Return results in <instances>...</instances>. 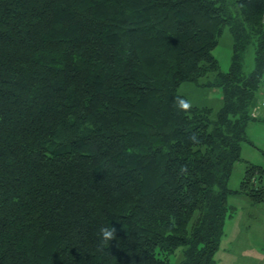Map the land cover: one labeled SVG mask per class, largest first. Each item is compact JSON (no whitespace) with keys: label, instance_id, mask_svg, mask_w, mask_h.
<instances>
[{"label":"trees","instance_id":"trees-1","mask_svg":"<svg viewBox=\"0 0 264 264\" xmlns=\"http://www.w3.org/2000/svg\"><path fill=\"white\" fill-rule=\"evenodd\" d=\"M263 79L264 0H0V264H216Z\"/></svg>","mask_w":264,"mask_h":264},{"label":"rangeland","instance_id":"rangeland-1","mask_svg":"<svg viewBox=\"0 0 264 264\" xmlns=\"http://www.w3.org/2000/svg\"><path fill=\"white\" fill-rule=\"evenodd\" d=\"M232 40L225 28L219 45L214 51L222 71H227L230 65ZM245 69L253 65V51L245 54ZM201 80L199 84L203 83ZM192 105L210 107L217 110L221 106V91L218 88L182 83L178 89ZM261 119L251 121L247 127V138L253 146L243 144L241 162L234 166L228 182L231 191L239 189L245 168V162L264 167V109L256 111ZM228 204L235 210L224 226L223 237L216 253V264H264V201L252 204L247 196L242 194L228 197Z\"/></svg>","mask_w":264,"mask_h":264},{"label":"clouds","instance_id":"clouds-1","mask_svg":"<svg viewBox=\"0 0 264 264\" xmlns=\"http://www.w3.org/2000/svg\"><path fill=\"white\" fill-rule=\"evenodd\" d=\"M179 106L183 109H187L190 106V103L184 99L179 100ZM100 238L102 244L110 243V241L114 238L115 232L110 225L104 226L100 229Z\"/></svg>","mask_w":264,"mask_h":264},{"label":"built area","instance_id":"built-area-1","mask_svg":"<svg viewBox=\"0 0 264 264\" xmlns=\"http://www.w3.org/2000/svg\"><path fill=\"white\" fill-rule=\"evenodd\" d=\"M259 99L257 101V105L255 106L253 112L257 114V110L261 109V108H264V79H263V83H262V88L260 90V93H259Z\"/></svg>","mask_w":264,"mask_h":264}]
</instances>
